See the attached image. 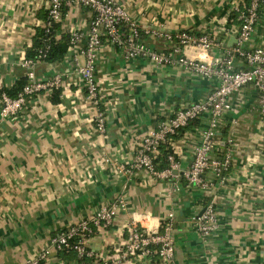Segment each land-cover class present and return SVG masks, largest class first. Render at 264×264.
<instances>
[{
	"label": "crops",
	"instance_id": "1",
	"mask_svg": "<svg viewBox=\"0 0 264 264\" xmlns=\"http://www.w3.org/2000/svg\"><path fill=\"white\" fill-rule=\"evenodd\" d=\"M46 0H0L1 95L32 71L37 82L56 76L53 91L30 97L24 109L5 119L0 115V264H22L49 248L61 230L89 219L104 206L124 201L111 224L95 229L88 247L96 255L110 253L135 223L159 228L169 213L174 239V264H264V115L251 86L230 95V110L221 118L218 153L229 154L223 179L207 170V187H195L181 177L200 145L198 120L173 137L179 165L171 178L137 171L132 162L145 132L193 103L204 101L218 85L215 78L191 73L174 62L156 66L143 58L127 59L120 48L103 42L95 59L99 105L87 98L74 71L72 51L59 63L33 61L24 66L38 14ZM141 33L150 50L179 58L200 55L176 51V36L191 33L214 41L209 59H221L237 46L240 21L234 8L247 0H116ZM65 33L87 30L88 11L64 7ZM235 16V18H231ZM170 35L169 42L159 35ZM236 42H235V40ZM243 51H264V11H260ZM234 65L246 69L243 57ZM84 57L78 58L82 62ZM101 113L105 130L99 132ZM196 131V132H195ZM207 205L214 209L217 229L204 236L196 219ZM41 264H80L74 254L51 253ZM135 264H161L158 258Z\"/></svg>",
	"mask_w": 264,
	"mask_h": 264
},
{
	"label": "built area",
	"instance_id": "2",
	"mask_svg": "<svg viewBox=\"0 0 264 264\" xmlns=\"http://www.w3.org/2000/svg\"><path fill=\"white\" fill-rule=\"evenodd\" d=\"M246 6L234 8L240 21L237 29V46L232 50L235 55L244 59L246 69L238 70L234 65L233 54L221 59H209L208 51L214 46V41L207 37H197L191 33H180L176 38V51L180 54L190 49L202 51L206 57L200 55L173 58L150 50L141 42V33L116 0H46L43 9L47 12V20L43 27H50L54 22L62 20L63 7H78L88 11L89 20L85 32L70 33V47L72 51L74 71L81 79L87 98L93 105H99V88L95 82V59L98 49L103 42L120 48L127 59L143 58L156 66L168 65L174 62L184 66L191 73L204 78H215L218 85L210 95L200 103H193L184 109L175 111L161 121L156 128L146 130L138 144L132 166L137 171H145L156 178L175 177L179 171L176 155L171 149L173 137L180 129L191 121L204 123L199 128L201 143L194 150V156L189 169L182 174L189 185L207 187L203 179L207 170H212L215 177L223 179L228 170L230 157L226 151L218 153L217 133L220 129L222 115L230 110L229 97L232 93L247 86L253 87L258 95L259 110L264 115V51L255 49L243 51L254 30L260 11H264V0H247ZM171 42L170 35H159ZM84 57L82 62L78 58ZM44 54L39 52L38 59ZM24 66L32 67L33 61L26 60ZM60 77L56 76L51 82H37L32 71L27 74V83L16 98L1 95L2 119L19 114L25 107L27 100L40 91L59 89ZM96 127L99 132L105 130V121L101 113L96 117ZM196 132V131H195ZM171 149L167 155L168 167L156 169V161L160 155V147ZM126 203L119 201L110 206H104L96 211L89 219L82 220L59 231L51 240L49 248L41 249L36 255L22 264H41L46 262L51 253L62 254L73 252L80 264H135L152 257L158 258L161 264H174V239L172 222L174 215L169 213L156 230L130 223L125 227L124 238L110 253L96 255L88 247V241L95 229L107 228L115 217L119 208ZM200 224V231L204 236L210 235L217 229V219L214 209L207 205L201 215L196 218Z\"/></svg>",
	"mask_w": 264,
	"mask_h": 264
},
{
	"label": "trees",
	"instance_id": "3",
	"mask_svg": "<svg viewBox=\"0 0 264 264\" xmlns=\"http://www.w3.org/2000/svg\"><path fill=\"white\" fill-rule=\"evenodd\" d=\"M66 12L67 9L63 7L62 19L65 16ZM233 17L235 18V16H232L231 18ZM38 18L42 23H45L47 20V12L45 10H42L38 14ZM70 38L71 35L69 33L62 32L61 21L54 22L50 27L47 28L43 27V25L36 26L34 29V35L32 37L31 45L26 49V59L31 61H38L40 60L38 59L39 52H42L44 54V57L41 59V61L47 63H59L68 53V49L70 47ZM26 83L27 79H20L11 89L4 90V94L9 98L14 99L16 98L18 93L22 91ZM52 94V101L56 102L58 100L59 92L53 91ZM170 152L171 149L166 145L160 147V155L155 162L157 170L160 171L168 167L167 155L170 154ZM70 254L74 253H62L61 255Z\"/></svg>",
	"mask_w": 264,
	"mask_h": 264
},
{
	"label": "water",
	"instance_id": "4",
	"mask_svg": "<svg viewBox=\"0 0 264 264\" xmlns=\"http://www.w3.org/2000/svg\"><path fill=\"white\" fill-rule=\"evenodd\" d=\"M235 40V39H234ZM235 42H236V40H235ZM204 211V210H203ZM203 211L199 214V215H201L202 213H203Z\"/></svg>",
	"mask_w": 264,
	"mask_h": 264
}]
</instances>
